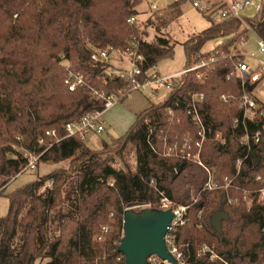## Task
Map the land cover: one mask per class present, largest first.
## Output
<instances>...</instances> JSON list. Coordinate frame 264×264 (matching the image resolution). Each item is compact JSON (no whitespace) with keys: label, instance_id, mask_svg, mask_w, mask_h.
I'll return each mask as SVG.
<instances>
[{"label":"trees","instance_id":"16d2710c","mask_svg":"<svg viewBox=\"0 0 264 264\" xmlns=\"http://www.w3.org/2000/svg\"><path fill=\"white\" fill-rule=\"evenodd\" d=\"M182 2L163 11L180 17ZM139 4L138 0H0V178L5 179L0 188L21 174L26 153L39 156L37 165L60 164L7 196L8 212L0 218V264H34L43 258L49 259L48 264H125L118 252L124 211L146 205L161 211V196L188 207L177 241L189 245L191 264H215L196 257L194 250L201 244L213 247L228 264L264 261V207L222 210L227 219L217 231L212 225L217 209L209 203L211 193L203 191L204 171L183 159L185 150L176 158L162 153L163 141L169 147L177 141L180 148L187 143V152H199L216 179L231 178L236 161L247 155L236 185L252 189L258 185L255 178L264 177V135L248 155L239 144L240 135L230 130L239 111L220 99L241 93L236 79L227 80L237 61L232 48L250 34L239 21L210 22L183 45L184 69L199 59H214L204 83L193 73L182 75L165 98L136 115L125 134L98 150L78 137H66L67 123L103 109L104 102L91 96L92 89L108 95L124 87L113 73L114 64L91 63L90 55L127 45L137 34L127 21L137 15ZM163 11L153 22L148 18L146 27L153 26L160 34L169 20ZM246 24L264 41V0ZM140 36L144 71L173 56L168 38L147 41L145 30ZM218 40L221 44L202 51ZM68 73L81 75L84 85L69 92L63 83ZM189 93L204 95L197 108L211 130L207 135L221 131L224 145L207 137L200 149L195 147L199 130L187 114ZM46 131H54L55 137L46 138ZM128 147L135 157L134 173L125 161ZM105 226L107 233L102 231Z\"/></svg>","mask_w":264,"mask_h":264},{"label":"built area","instance_id":"2783aa9c","mask_svg":"<svg viewBox=\"0 0 264 264\" xmlns=\"http://www.w3.org/2000/svg\"><path fill=\"white\" fill-rule=\"evenodd\" d=\"M140 3L143 1L146 4L147 12L150 18L154 14L161 13L168 5V0H138ZM181 0H175L173 3ZM187 1L194 9H196L202 16L212 23L237 20L241 23L242 27L249 33L253 30L246 24L247 18L244 16L246 11L255 9L257 12L261 8L263 0H241L227 2L226 0H182ZM128 24L134 28H139V16L131 17ZM257 38V37H256ZM215 46L221 44V40L215 42ZM255 53L260 54L262 57H256ZM236 52L232 54L237 59L235 69L227 76V80L236 79L240 85L241 93L238 97L233 95H222L220 99L227 104L232 105L239 111V115L232 118L230 122V130L232 134H239V144L247 150V154L251 153L260 141V137L264 135V104L259 101L255 95V90L262 83L264 84V41L257 38L256 52ZM113 58H116L119 65H115ZM214 59H199L197 62L188 66L186 69L174 75L160 76L155 67L143 70L142 64L144 56L140 51V38L137 35L130 36L128 43L125 47H118L107 50H97L91 53V63H109L114 64L116 68L113 73L118 75L124 87L116 90L114 93L105 94L98 93L92 89L91 96L97 100L104 102V107L100 111L88 113L78 120L69 122L65 125L64 131L66 137H78L86 141L90 135H100L105 131V124L103 121L104 114L113 108L119 102H122L130 97L133 93L147 92L150 96L156 95L159 90L165 89L168 93L178 84L179 78L182 75L193 73L194 78L199 83H204L209 75V63ZM63 83L69 92L76 91L79 87L84 85V78L81 75L68 73L63 78ZM190 100L187 114L194 126L198 128V142L195 147L200 149L203 142L207 137H212L215 141H220L219 144L224 145L226 139L219 135L216 131L212 136L211 130L205 127L202 116L197 105L204 100V95L198 93H189ZM170 112V110L168 111ZM260 125L253 130L252 125ZM252 129V130H251ZM46 138L55 137L54 131H46ZM58 142V140L56 141ZM40 143H44V137L40 139ZM174 145V144H173ZM186 151L183 159L193 161L206 174V181L203 186L204 192L218 195V202L222 206L233 208L241 205L249 207L259 206L264 207V177L258 176L255 182L258 184L254 188H241L236 185V179L239 176L242 163L247 159V155L242 159L236 161L235 174L230 177L216 179L210 167L203 164L199 157V152H187V143L184 144ZM27 154V153H26ZM26 165L20 173L32 171L36 169L39 156L26 155ZM50 186V183H48ZM233 193V195H229ZM223 194V195H222ZM160 210H170L173 214L172 222L168 228L165 236V246L167 252L175 260V264H191V250L188 244H180L177 241L178 230L186 223V214L188 207L183 205H175L165 197L161 196L159 200ZM103 233L109 230L106 227L102 228ZM264 232V230H263ZM100 240V238L98 239ZM196 257H204L209 263L215 264H228L214 251L213 247L206 244L201 245L194 250ZM147 264H172L168 261L162 260L153 255L147 258ZM264 264V261L261 263Z\"/></svg>","mask_w":264,"mask_h":264},{"label":"rangeland","instance_id":"374dc122","mask_svg":"<svg viewBox=\"0 0 264 264\" xmlns=\"http://www.w3.org/2000/svg\"><path fill=\"white\" fill-rule=\"evenodd\" d=\"M175 0H168L167 3H173ZM227 2L233 1H241V0H226ZM139 16V28H135L137 32V36L140 38V34L147 32V41H154L156 36H160L163 38H168L169 44L173 46V56L169 59H164L160 61L155 67L156 71L160 76H168L174 75L182 71L186 65V57L184 54L183 45L193 36L198 35L199 33L206 30L210 21L202 16L196 9H194L187 1L182 2L180 11V17H170V13L166 12V15L169 16V20L167 21V27L161 30V33H157L153 26L146 27L148 23L147 17H149L148 10L145 2L143 1L138 6L135 7ZM257 11L255 9L251 11H246L244 16L246 18H252ZM158 14L152 15L150 18L153 22L155 16ZM168 35V36H167ZM215 42L207 43L202 51L207 52L210 51L213 47H215ZM242 43H237L232 48L233 51H238L241 53L244 52H256L257 38L254 34L250 33L248 36V40L246 41V45H240ZM256 57L261 58L260 54L255 53ZM115 65H119V62L116 58H113ZM168 94V91L165 89L159 90L156 95L150 96L147 92H138L133 93L130 97L122 102L116 104L113 108L108 110L103 117L104 124L106 126L105 131L100 135H90L87 137L85 143L88 148L91 150L100 149L104 143H108L112 138H117L126 133V131L130 128V126L135 121V117L144 109L148 108L152 103L157 102L165 98ZM255 95L259 99L260 102L264 104V84L262 83L255 90ZM219 135L221 138L224 137L221 131H219ZM216 141V140H215ZM220 143V141H216ZM162 153L165 157H173L176 158V155L180 153L184 154V144L182 147H179L177 141H172V146L169 147L167 142H162ZM174 144V145H173ZM180 149V151H179ZM194 153H197L196 151ZM28 154H24L26 156ZM201 159V158H200ZM202 160V159H201ZM125 161L128 163V167L131 169V172L134 173L136 169L135 157L134 153L131 150V147H128L125 153ZM206 165L204 161H201ZM67 166V162L62 164ZM197 165V164H196ZM60 164L53 163H39L37 168L32 171H27L19 174L17 177H14L6 182V184L0 188V218L6 216L9 208V201L7 196L14 192L16 189L35 181L37 178H42L50 174L54 169L58 168ZM119 166H123L119 164ZM198 166V165H197ZM207 166V165H206ZM200 167V166H198ZM202 169V168H201ZM203 170V169H202ZM204 171V170H203ZM205 173V172H204ZM223 178V177H222ZM5 179L0 178V183L4 182ZM223 195V194H222ZM229 195H233L230 193ZM194 200L198 201V198H194ZM212 209H217L216 212H229L231 208L222 206L218 204V195L211 194L209 196V203L211 204ZM160 203V201H159ZM223 207V208H222ZM129 208H134L136 212L141 211L142 209H149L148 205L146 206H131ZM160 208V205H159ZM224 210V211H222ZM226 214V213H225ZM187 215V214H186ZM189 216V215H188ZM109 229L107 226H105ZM109 232V231H108ZM178 234V233H177ZM180 243V242H179ZM181 244V243H180ZM203 245V244H201ZM199 245L198 247H200ZM197 247V248H198ZM49 259L43 258L41 260L36 261L34 264H48Z\"/></svg>","mask_w":264,"mask_h":264},{"label":"water","instance_id":"95a60500","mask_svg":"<svg viewBox=\"0 0 264 264\" xmlns=\"http://www.w3.org/2000/svg\"><path fill=\"white\" fill-rule=\"evenodd\" d=\"M172 219L170 210L149 208L136 212L134 208H127L123 214V237L118 248L125 264H147V258L153 255L175 264L165 246V236ZM225 219V213L215 212L212 216L213 227L220 231L221 221Z\"/></svg>","mask_w":264,"mask_h":264},{"label":"crops","instance_id":"0c3cea01","mask_svg":"<svg viewBox=\"0 0 264 264\" xmlns=\"http://www.w3.org/2000/svg\"><path fill=\"white\" fill-rule=\"evenodd\" d=\"M242 44H243V46H245V45H246V42H244V43H242ZM242 44H240V45L242 46ZM236 52H239V50H238V51L236 50ZM105 114H106V113H105ZM105 114H104V115H105Z\"/></svg>","mask_w":264,"mask_h":264}]
</instances>
